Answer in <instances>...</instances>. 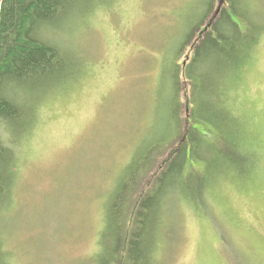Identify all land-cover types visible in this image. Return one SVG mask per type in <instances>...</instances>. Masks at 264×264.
Listing matches in <instances>:
<instances>
[{"label":"rangeland","instance_id":"1","mask_svg":"<svg viewBox=\"0 0 264 264\" xmlns=\"http://www.w3.org/2000/svg\"><path fill=\"white\" fill-rule=\"evenodd\" d=\"M207 3L104 0L94 13L90 7L72 24L69 17L53 24L51 31L58 35L71 33L69 46L84 68L73 88L49 97L43 122L18 149L9 204L8 194H0L1 207H7L1 212V235L13 264H94L106 207L119 180L127 176L133 155L176 129L172 105L179 99L173 76L177 52ZM245 3L237 9L246 18L233 12V21L243 31L264 32V0ZM246 69L244 82L241 77L234 82L239 86L236 104L262 142L260 175L245 176L252 156L244 144L239 153L247 166L227 162L231 168H224L226 175L209 180L207 191L214 187L204 208L181 204L189 201L175 193L165 216L172 239L162 249L160 264H264V34ZM215 106L220 113L228 112ZM218 130L228 141L230 134L236 135L220 123ZM212 137H218L214 129ZM221 147L230 151L224 140ZM198 161L204 174L208 159ZM145 186L146 178L128 197L125 234L132 233ZM217 217L226 232L216 227Z\"/></svg>","mask_w":264,"mask_h":264},{"label":"trees","instance_id":"2","mask_svg":"<svg viewBox=\"0 0 264 264\" xmlns=\"http://www.w3.org/2000/svg\"><path fill=\"white\" fill-rule=\"evenodd\" d=\"M238 3L247 5L245 0H208L194 30H190L177 52L178 62L173 76L179 99L172 105L176 129L169 137L157 138L150 145L137 149L133 155L127 166V176L119 180L106 207L99 247L93 256L94 264H160L162 249L172 239L168 237L169 225L165 222L172 197L177 193L189 201H182L181 204L198 210L204 208L214 187L207 191L209 180L225 176L224 168H231L227 162L230 161L232 165L237 163L239 168L247 166L239 153L242 145L251 150L252 156V166L245 176L259 174L262 142L255 136L251 119L244 118L238 112L240 108L236 104L235 94L239 86L234 82L240 77L239 81L244 82L249 73L245 68L250 64L252 53L264 32L243 31L233 21V12L238 17L246 18L245 13L237 9ZM99 4L103 6L104 0L2 2L0 194H8V204L18 170V149L26 136L29 138L43 122L49 97L73 88L83 74L84 65L81 61L78 63L80 58L69 46L71 33L58 35V32L51 31L54 30L53 24L64 17H69L72 24L75 18L81 16L79 14L90 7L94 13L95 6ZM192 38V45L186 48ZM185 49L184 60L179 61ZM214 101L227 107L228 112L220 113ZM225 102H228L227 106ZM183 104L186 110H183ZM172 122L169 123L170 127ZM219 123L227 132L235 130L236 135L232 137L229 133V141L221 138ZM213 129L218 133L216 138L212 137ZM220 138L221 142L218 141ZM205 139L211 142H207L204 150L198 151L202 149ZM222 140L228 142L229 152L225 153L221 147ZM156 149L157 155L153 156ZM206 159L209 168L203 174L197 165L202 163L198 160ZM145 178L146 186L139 193L136 217L132 219V233H126L128 240L125 243V225H129L125 216L130 207L127 200L131 192L141 187ZM155 180H158V186ZM177 199L181 201L180 197ZM6 208H2L0 203V218ZM11 259L0 229V264H13Z\"/></svg>","mask_w":264,"mask_h":264},{"label":"snow or ice","instance_id":"3","mask_svg":"<svg viewBox=\"0 0 264 264\" xmlns=\"http://www.w3.org/2000/svg\"><path fill=\"white\" fill-rule=\"evenodd\" d=\"M216 227L222 231V232H226V225L223 223L222 220H220L218 217L216 219Z\"/></svg>","mask_w":264,"mask_h":264},{"label":"water","instance_id":"4","mask_svg":"<svg viewBox=\"0 0 264 264\" xmlns=\"http://www.w3.org/2000/svg\"><path fill=\"white\" fill-rule=\"evenodd\" d=\"M3 0H0V14H1V6H2ZM222 2H225V0H222Z\"/></svg>","mask_w":264,"mask_h":264},{"label":"flooded vegetation","instance_id":"5","mask_svg":"<svg viewBox=\"0 0 264 264\" xmlns=\"http://www.w3.org/2000/svg\"><path fill=\"white\" fill-rule=\"evenodd\" d=\"M209 26H210V25H209ZM209 26H207V28H208ZM209 30H211L210 27H209Z\"/></svg>","mask_w":264,"mask_h":264}]
</instances>
